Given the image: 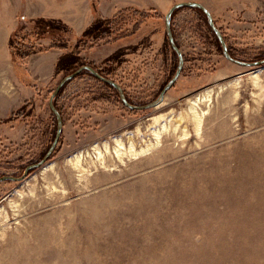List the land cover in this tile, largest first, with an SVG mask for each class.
<instances>
[{
	"label": "rangeland",
	"instance_id": "1",
	"mask_svg": "<svg viewBox=\"0 0 264 264\" xmlns=\"http://www.w3.org/2000/svg\"><path fill=\"white\" fill-rule=\"evenodd\" d=\"M180 1L208 8L232 56L264 59V0H0V177L45 156L51 95L82 65L132 104L156 100L179 64L166 14ZM171 27L184 63L157 106H127L84 69L55 96L52 154L0 180V264H264V64L229 60L192 6ZM73 52L84 64L57 70Z\"/></svg>",
	"mask_w": 264,
	"mask_h": 264
},
{
	"label": "water",
	"instance_id": "2",
	"mask_svg": "<svg viewBox=\"0 0 264 264\" xmlns=\"http://www.w3.org/2000/svg\"><path fill=\"white\" fill-rule=\"evenodd\" d=\"M181 6L200 7L207 14L209 23H210L211 27L215 30V32L218 35V38H219V40L221 42V45H222V48H223V53L229 60H231V61H233L235 63H238V64H243V65H248V66H257V65L264 64V59L255 60V61H244V60H241V59H238V58H235L234 56H232V54L230 53L229 48H228V46L226 44V41H225V39L223 37V34L220 32V30L215 25L212 13L208 10V8L205 5H203L202 3L198 2V1H180V2H177L173 6H171V8L169 9V11L166 14V27H167V35L169 37L170 43H171L172 47L174 48V50L177 52V54L179 56V64H178V68H177L175 74L163 86L159 97L156 100H154L152 102H148L146 104H139V105L132 104V103H130L127 100V98L125 96V93H124L121 85L118 82H116L115 80H113V79H111L109 77H106V76L102 75L98 70H96L94 67H92L90 65H82V66H80L74 72L64 76L60 80V82L58 83V85L56 86V88L54 89V91H53V93L51 95V100H50L51 103L50 104H51L52 109L54 110V113L57 116L58 127H57V133H56L55 139H54L51 147L49 148V150L46 152L45 156L41 160H39V161H37V162H35L33 164L28 165L26 167V169H25V172H24L23 176L15 177V176H12V175H6V176L0 177V180L6 179V178L22 179L24 176H26L29 173L31 168L38 167V166L42 165L50 157V155L52 154L54 148L56 147V145H57V143L59 141V138L61 136L62 129H63L62 115L60 114V112L55 107V105L53 103V99L62 90V88L65 86V84L68 81H70L73 77L77 76L83 69L90 70L97 77H99L102 80H104V81L112 84L113 86H115L119 90L123 102L129 107L136 108V109H143V108H148V107H155L158 104H160L164 100L165 93L168 91L169 88H171L174 85V83L178 79V77H179V75L181 73L182 67H183V63H184V58H183L182 51L179 48V46L177 45V43H176V41H175V39L173 37V32H172V27H171L172 14L177 8H179Z\"/></svg>",
	"mask_w": 264,
	"mask_h": 264
},
{
	"label": "trees",
	"instance_id": "3",
	"mask_svg": "<svg viewBox=\"0 0 264 264\" xmlns=\"http://www.w3.org/2000/svg\"><path fill=\"white\" fill-rule=\"evenodd\" d=\"M190 7H191V6H190ZM192 8H194V9L197 10V11H201V12L203 11L200 7H192ZM37 22H38V26L41 25V24H43V23L45 22V24H47L48 29H49L50 27H53V25L57 23L55 20L45 19V18H43V17H39L38 20H37ZM55 22H56V23H55ZM57 24H59V25L62 26V27H65L64 23H62V22H58ZM55 26L58 27L57 25H55ZM89 33H90V30L87 32V34H89ZM16 35H17V34H16L15 31H14V33L12 34V36H11V38H10V45L12 46V48L15 47V45H14V41H15V37H16ZM52 45H55V44H52ZM172 48H173V47H172ZM13 50H14V49H13ZM229 51H230V50H229ZM14 53H15V52H14ZM17 53H18L17 55L22 56V57L28 55V52H27V51H21V50H19V49H18V52H17ZM12 55H13V52H12ZM76 55H77V57H78V56H79V53H76ZM76 55H75V56H76ZM73 56H74V52H73V53H67V54L62 55V56L59 58L58 62H57V65H56L57 70L60 69V68H63L64 65H66L65 68H68L69 64L73 65V63H74L75 66H74V67L72 66L71 68L76 69V68H78L80 65L84 64V63H81V64L78 63V58H77V61H76V62H73V61H72ZM95 68L98 69V70L101 72L102 75H104V76H106V77H110V76H111L110 73L107 72L106 70H104L102 67H100V68H99V67H95ZM82 72H83V73H89V74H91L94 78L98 79L99 81H102V82H103L104 84H106L108 87H110V88H114L116 91H118V89H117L115 86H113L112 84H110V83H108V82L102 80L101 78L97 77V76H96L95 74H93L90 70H88V69H84ZM81 74H82V73H81ZM32 85L35 86V84H33V83H32ZM30 100H31V99L26 100V101L24 102V106L27 105V104L30 102ZM22 109H24V108H23V107H22V108H19V110H18L17 112H14L13 115H14V116L19 115V114H20V111H21Z\"/></svg>",
	"mask_w": 264,
	"mask_h": 264
},
{
	"label": "bare ground",
	"instance_id": "4",
	"mask_svg": "<svg viewBox=\"0 0 264 264\" xmlns=\"http://www.w3.org/2000/svg\"><path fill=\"white\" fill-rule=\"evenodd\" d=\"M208 92H210L209 90L208 91H206V92H204V93H202V94H197L196 95V97L193 99V103H192V109H193V111H194V115H195V117L198 119V121H201L202 120V116H204V114L207 112V110H203V111H200L199 109H198V107H199V104H200V102H202V101H204V100H207L208 99ZM167 128V125L166 124H164L163 125V129H166ZM161 131H162V128L160 127L159 129H156L155 130V136H156V138H158L159 136H160V134H161ZM117 143H118V146H116L115 147V150H116V152H117V154H119L120 156H121V152L122 153H125L126 151H124V150H122L124 147H123V142H122V140L120 139V138H117ZM154 145V144H153ZM106 146H107V143H106ZM152 145H149L148 147H142V148H140V149H136L134 152H133V154L134 155H139V154H141V153H143V152H145V151H147V150H149L150 149V147H151ZM131 147L133 148L134 147V145H133V143L131 144ZM134 150V149H133ZM103 155V152L102 151H99V156H102ZM77 161L79 162V160H80V153L78 154L77 153Z\"/></svg>",
	"mask_w": 264,
	"mask_h": 264
},
{
	"label": "crops",
	"instance_id": "5",
	"mask_svg": "<svg viewBox=\"0 0 264 264\" xmlns=\"http://www.w3.org/2000/svg\"><path fill=\"white\" fill-rule=\"evenodd\" d=\"M13 33H14V29L10 32V35H9V38H8V45H10V38H11Z\"/></svg>",
	"mask_w": 264,
	"mask_h": 264
}]
</instances>
